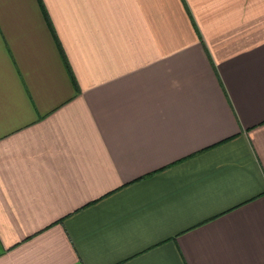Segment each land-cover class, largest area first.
<instances>
[{"label":"crops","instance_id":"crops-1","mask_svg":"<svg viewBox=\"0 0 264 264\" xmlns=\"http://www.w3.org/2000/svg\"><path fill=\"white\" fill-rule=\"evenodd\" d=\"M0 264H264V0H0Z\"/></svg>","mask_w":264,"mask_h":264},{"label":"trees","instance_id":"trees-1","mask_svg":"<svg viewBox=\"0 0 264 264\" xmlns=\"http://www.w3.org/2000/svg\"><path fill=\"white\" fill-rule=\"evenodd\" d=\"M64 55L65 54H63V57H64ZM66 57V56H65ZM66 64H67V67L69 68V70H70V65H69V63H68V61L66 60Z\"/></svg>","mask_w":264,"mask_h":264}]
</instances>
